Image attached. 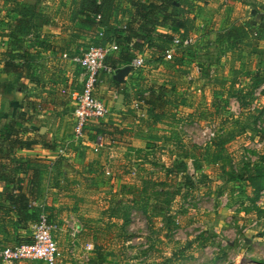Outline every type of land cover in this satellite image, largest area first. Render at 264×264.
<instances>
[{
  "label": "trees",
  "instance_id": "1",
  "mask_svg": "<svg viewBox=\"0 0 264 264\" xmlns=\"http://www.w3.org/2000/svg\"><path fill=\"white\" fill-rule=\"evenodd\" d=\"M177 1L128 0L126 7L121 9L119 0H71L67 9L68 14L63 12L66 14L65 18L68 19V22L63 25L66 33L59 44L52 41L48 43L40 37L39 32L29 38L35 30H38L32 10L24 14L28 19L12 20L13 30L4 31L0 35L6 39L4 48L0 47V74L10 78L7 81H0L1 95H10L17 90L26 91L27 84L24 81L40 80L39 72H37L38 60L44 58L43 54L48 51H52L55 56L59 55L61 59L55 67V72L51 75L52 90L55 91L53 95L61 97H64L61 94L62 90H72L68 88V80L58 78L57 82L55 77V75L61 76L63 66L69 62L63 59L62 55L67 54L69 58H72L79 55V51L83 48L105 46L115 42L118 51L106 60V64L115 71L128 66L137 55L142 58L146 55L154 63L153 66L155 64L167 66L169 72H166L169 78L161 80L162 82L154 83L141 79L132 87L130 93L125 89L121 91L124 102L129 106L128 110L123 113V121L131 116L135 117V112L142 111L145 118L138 117L139 126L136 129L142 126L151 128L161 124L170 128L167 140L164 142L170 143V146L175 149V165L173 167L163 166L162 170L166 179L175 181V192L172 193V198L165 199L166 209L158 207L159 212L168 210L174 195L179 194L180 200L184 201L191 197L199 186L205 187V194L210 195L211 190L206 181H211V179L201 173L202 165L208 161L212 164H219L225 158L222 157L226 150L224 147L229 141L246 135L248 131L259 137L258 142L264 141V130L259 127L264 114V105L253 111L250 110L255 100L254 92L258 89L259 84H264V74L262 73L256 74L250 87L235 88L230 86L215 89L213 100L209 105L210 109H207L206 112L196 111L185 114L177 111V105L181 101L177 95V89L182 86L180 83L190 72L192 67L189 65L200 59L195 52L177 46L172 59L165 60V52L171 46L173 39L178 37L183 40L188 36V8L186 6L177 8L176 4H180ZM97 16L100 19H97ZM160 28H166L169 31L161 32ZM31 43L36 52H32V47H29ZM197 65L203 64L197 62ZM73 66L78 68L79 75L80 68L76 65ZM172 68H175L174 72L171 71ZM200 68L202 67L200 66ZM33 84L41 88L46 87L40 82ZM48 86L51 87L49 84ZM229 97L236 98L240 102L241 114L237 118L232 117L229 112H225ZM133 101L135 108L130 106ZM12 115L10 122L0 129V180L4 182L6 189L0 193V227L3 234L6 235L12 233L8 230H14L12 234L15 235V239L12 244L5 242L4 239L0 240V250L31 241L30 228L38 221L42 212L41 208L33 203L44 202L46 178L49 174L48 168L42 160L36 157L16 155V150L26 147L24 134H28L30 131L28 120L20 111L12 109ZM227 117L234 119V122L240 126L239 130L229 131L224 138L205 147L191 144L185 134L177 130L183 124H193L202 120L220 122L226 121ZM244 120L248 121L246 125L242 124ZM126 133L128 130L121 123L117 126H109L103 121L89 122L83 130V134L91 139L103 138L108 148L113 147L114 142ZM36 144L43 149L55 150L56 148L55 145H49L44 140H37ZM135 153V159L139 164L148 162L151 156L154 157L152 151L148 150L135 151ZM187 158L193 160L195 171L199 172L197 180H193L187 174ZM263 163L264 157L259 156L257 161H248L241 172L229 174L228 180L233 181L232 194L236 192V196H240L249 187L252 195L249 200L251 203H255L259 194L264 191V183L261 182V178L264 176L262 173ZM43 211L45 210L43 209ZM141 212L148 222L149 228L152 229L150 214L145 208H142ZM49 218L52 220L51 216ZM117 228V237L122 243L121 239L125 237L123 224ZM21 231L22 235H20ZM210 243L211 238L206 232H202L188 241L183 250L192 246L195 249L204 248ZM104 250L105 248L100 249L99 247L93 250V259L96 263L117 264L114 251L110 249L111 252H105ZM106 250L109 249L106 248ZM183 250H180L179 254ZM176 254L174 253V255ZM178 258L182 257L167 258L163 263L158 264H172ZM93 259L90 262H93ZM27 264H32V262L29 261Z\"/></svg>",
  "mask_w": 264,
  "mask_h": 264
},
{
  "label": "rangeland",
  "instance_id": "2",
  "mask_svg": "<svg viewBox=\"0 0 264 264\" xmlns=\"http://www.w3.org/2000/svg\"><path fill=\"white\" fill-rule=\"evenodd\" d=\"M127 1L119 0L121 9L126 7ZM70 2L71 0H0V35L4 31L13 30L12 20L28 19L24 14L32 10L31 12L35 14V23L38 27V30H35L32 36L34 37L39 32L40 37L43 39L55 42L58 39L59 30L62 27L64 29L63 25L68 22L65 15L68 14L67 9ZM63 12L66 14H63ZM49 31H53V34H50ZM4 40L6 41L3 36H0L1 48H4ZM29 47H32V51H35L32 43L29 44ZM198 57L200 58L199 63L204 65L211 61L215 62L213 54H208L207 56L205 54L203 56L198 55ZM143 60L144 66L139 71H130L131 78L134 75L141 74V79L155 83L161 77H156L155 74L158 72L152 71L154 63L146 55H144ZM58 62L51 64L49 72H55L54 69L58 65ZM66 71L69 73L70 81L73 79L70 84L71 87L77 88L80 85L78 68L70 65L67 66ZM42 72L43 70L39 71V75ZM42 75L40 78L46 80L47 76H45L46 78L43 77V79ZM9 79L8 76L0 74V81H7ZM211 88L216 87L208 83L207 90H211ZM194 89H190L189 87L183 89L184 94L188 95V103L194 102V99H197V101H200V99L205 100L207 99L205 97L209 96L206 93L208 92L207 90L200 92L199 89H196L197 91ZM62 95L64 96L62 97L63 101L70 102L69 97H66L64 94ZM2 97H0V123L2 117L5 119L4 123L6 125L12 119V107L10 106L12 102L11 99L7 98V95ZM57 98L58 101L62 102L61 97L57 95ZM54 101L53 98V101L49 99L45 103L48 105L49 102ZM40 107L44 106L41 105ZM228 108L230 113L233 114L238 111L235 105H229ZM37 110L38 107L32 109V113L30 114L29 103L24 109L26 112L24 117L27 118L28 125L33 124L37 126L38 124L39 130L49 128V125L35 120L37 116L42 114V111L39 112ZM72 113L73 108L67 107L63 109L61 115L65 118V124L70 127L73 126ZM44 115L46 113L42 114V116ZM47 115L51 118V121L59 119L58 116L54 118L53 112H47ZM138 117L143 118L142 113ZM225 119L226 121H220L224 125L218 122L210 124L207 121H200V125L186 128L184 130L186 139L193 145L205 147L214 141L224 138L229 131L239 130L240 126L234 122V119H228V117ZM246 123L248 121L244 120L242 122L244 125ZM142 128L146 129L147 132L143 130L145 132L137 135L138 137L130 142V146H128L129 142H127L126 138L128 133L119 137V140L114 142L113 146L115 148L112 150L120 154V158L111 160L110 157L109 161L105 154L108 147L103 149L98 146V148L102 149L99 153L100 156L97 158L99 162L93 163L92 161L95 162V160L91 157V152H89L91 148L82 147L80 144L79 148L86 149V156L90 160L89 165L95 164L96 166L94 167L96 169L98 167V173H95L92 180V182L94 181V185L99 189L98 194L93 193L96 205L93 203L86 205L85 208L83 207V209L89 211V216L96 222V225L103 226V230L97 232V235H89L94 238L91 241L93 245L92 250L99 247L100 249L105 248V252L114 251L115 261L119 264H158L163 263L167 258L172 257L174 259L180 256L182 258L176 259L172 264H264V191L259 194L255 203H251L249 200L252 197L251 193V196H247L244 200H238L235 198L236 192L232 194L231 191L233 189V181L228 180L229 174L241 172L243 166L248 161L254 162L258 160L259 156L264 157V148H260V146L263 147L264 141L258 142L259 137L253 133L241 135L236 140L229 141L224 147L226 150L222 157L225 158L218 166L208 161V164H204L205 167L201 168V173L211 179V181H206L211 190L210 195L205 194V187L199 186L193 192V195L184 201L180 200L179 194L174 195V199H172L168 210L159 212L158 207L166 209L165 199L172 198V193L175 192V181L165 179L162 173L163 166L170 167L171 165L173 167L175 165V149L171 148L170 143L164 142L167 140V137L160 138L155 131L157 127L154 129L142 126ZM52 129L53 126L49 130ZM69 137L74 139L73 135ZM69 137L66 136L64 140L60 138L59 142H54V144L60 147ZM75 141L77 139H74L72 143H75ZM100 142H103L104 147L105 140L102 138V140H98V143ZM94 143L96 144V141ZM71 145L73 144H69L70 147L65 148V150L62 149L63 152L58 153L59 155L57 154L58 156H62L67 163L73 159L72 156L78 150L76 145L72 147ZM141 149L152 151L154 155L145 164H139L135 159V151H140ZM76 162L79 161L76 160ZM80 162L82 163V161ZM132 162L134 163L133 171L132 168L130 169L133 164ZM83 164L73 169L78 171V174L81 171V173L87 174L86 172L90 170L87 169L86 172H83ZM221 164L222 167L220 168ZM113 166L114 169L110 171V167L112 169ZM186 170L193 180L199 178V172L195 171L194 162L188 158L186 159ZM262 173L264 174V169ZM53 175L55 179H58L57 174L54 173ZM261 182L264 183V176H262ZM142 208H145L152 218V229L149 228L148 222L141 212ZM99 218L103 219V223L98 224L97 220ZM66 219L72 221L68 217ZM64 223V225H67L66 222ZM122 224L124 236L127 238L123 237L121 239L123 242L120 243L117 237V227ZM59 227L61 228V226ZM65 229L66 231L61 233H63L64 238L69 242L70 247L64 254L62 264L65 262L67 264H97L95 259H93L92 250L89 256H84L88 254L85 245L89 242L86 241V237L81 236L80 239L78 236L73 246V242H71L73 239L69 236L67 228ZM202 232H206L211 238L210 245L200 249H195L192 246L189 249L183 250L188 241ZM87 233L84 232L85 235ZM12 242L10 243L12 244ZM106 248L109 250H106ZM180 250H183L181 254H179ZM174 253L177 254L174 255ZM79 257L81 259H78ZM91 259H93V262H90ZM21 264H27V262H22Z\"/></svg>",
  "mask_w": 264,
  "mask_h": 264
},
{
  "label": "crops",
  "instance_id": "3",
  "mask_svg": "<svg viewBox=\"0 0 264 264\" xmlns=\"http://www.w3.org/2000/svg\"><path fill=\"white\" fill-rule=\"evenodd\" d=\"M177 2L180 3L176 4L177 8H182L184 6L188 8V36L186 38H191L192 43L190 44V46L185 47V49H189L190 51L195 52L197 55L203 56L205 54L207 56L208 54H213L215 56V62L211 61L210 63H206V65H197V62H199V60H196L194 63H191L189 65V67L192 68L180 83L182 84V86L178 87L177 89V95L181 99V101L177 105V111L183 112L185 114L193 113L196 111L206 112L207 109H210L209 105L213 100L214 90L218 87H250L254 80V77H256V74H264V0H178ZM159 31L167 32L169 30L166 28H160ZM49 33L53 34V31H49ZM64 34L65 31L62 27V29L59 30L58 39L55 41L56 44H59V41L64 36ZM32 37V35L29 36V38ZM46 41L48 43L51 42L48 39ZM43 55L44 58L38 60L39 63L37 72L43 70V75L41 74L42 78H46L45 76H47V79L45 80L43 78L45 81L41 78L40 80H33L32 82L24 81V83L27 84L26 91L17 90L12 94L7 95V98L11 99L12 103H10V106L12 107L13 111L18 110L22 113V115L26 114L24 109L26 108L28 103L30 114L32 113V109H36V107H38L37 111H42V114L46 113V115L44 116H42V114L37 116L35 120H39L40 122L49 125V128H42L39 130V128L37 127L38 124L37 126L29 124L28 129L30 132L28 134H24V142L26 143V147L16 150V155L23 157H36L42 160L48 168L49 174L46 178L45 185L46 196L44 202H41V204L42 209H44L45 212L49 216H51L54 222L61 226V231H59V233L56 232V234L54 233V239L57 242L62 253V258L59 262V264H62L64 254L70 247L69 242L64 238L63 233H61L63 231H66L65 228H67L69 236L73 239L71 241L73 242V246L78 236L80 239L81 236L86 237V241L89 242L85 245L86 252H88V254L84 255L86 257L89 256V253L91 251L88 250L87 247H92L93 245L91 241L94 240V238L90 237L89 235H97V232L103 230L102 225H96V222L91 219V217L89 216V211L83 209V207L85 208L86 205H90L93 203L96 205L95 200L93 199V193L98 194L99 189L94 185V181L92 182V180L95 176V173H98V167L96 169L94 167L96 166L95 164L89 165L90 160L89 157L86 156V149H81L79 147L81 144L82 147L91 148V151L89 150V152H91V157H93V159L95 160V162L92 161L93 163H96V161H98L97 158L100 156L99 153L102 151V149L98 148L94 143V141L96 140L91 139L89 136H85L82 140L78 139L77 141H75V143H72L74 139L72 137H69L70 135H73L72 127L65 124V118L64 116H61L63 109L72 107V104L69 101H63V98L60 95L58 96L62 98V102L58 101L57 96L53 95L55 91L52 90V73L49 72L51 64H54V62H58L61 59L59 58V55L55 56L52 51H48ZM70 65L72 64L70 62H67L66 65L63 66L64 69L60 74L61 76L59 77L58 75H55V77L57 82L58 78H60V80L62 78L68 80V88L72 90H78V88L80 89L81 85H79L77 88H72L70 85L73 79L70 81L69 73L66 71L67 66ZM200 66L202 68H200ZM152 69V71L158 72L157 74H155L156 77H161L158 78V81H156L157 83L162 82L161 80L163 79L169 78V75L166 72H169V70H167V66H160L155 64ZM119 71H117L115 74L101 75V80L94 91V96L100 99L104 103V105H106V108L109 111L107 118L104 119L103 122L109 126H117L121 123L122 126L126 127V129L128 130L126 138L127 142H129L128 146H130V142L134 141V139L138 137L137 135H140L141 132H145L146 129L142 127L136 129V127L139 126L138 116L142 113V111L135 112V117L131 116L129 118H126L127 120L125 119V121H123V113L128 110L129 106H127L124 102L123 94L121 91L122 89H125L126 92L130 93L132 87H134L138 83V81L141 80V74L136 76L134 75L131 78L130 71H128L121 77H118L116 76V74ZM171 71L174 72L175 68H172ZM79 79L80 78L78 75V80ZM37 82L45 84L46 87L41 88L33 84ZM208 83L210 85H214L216 88L207 90ZM48 84L51 85V87H49ZM187 87H189L190 89L195 88V91H197L196 89H199L200 92L207 90L208 92L206 93H208L209 96H206L205 98L207 99L205 100L200 99V101H197V99H194V102L188 103V95H185V92L183 90ZM29 88L30 90L28 91ZM2 96L5 97V95L0 94V97ZM53 98L55 100L54 102H49L48 105L45 103L49 99L50 101H53ZM254 99L255 100L252 103V107L250 108L251 111H253L255 108H261L264 105L263 83L259 84L258 89L254 92ZM33 104L34 106H32ZM41 105H43L44 107L41 108ZM229 105H235V108L238 111L234 114L230 113V111L228 110ZM130 106L132 108H135L134 101L130 104ZM47 112H53L54 118L58 116L59 119L51 121V118H49ZM225 112H229L232 117L237 118L241 114L240 102L236 98L229 97L227 106L225 107ZM142 115L145 118L143 113ZM4 120L5 119L1 117V123L2 121L3 123H0V129L5 126ZM207 122L212 124L214 121ZM218 123L223 124L222 122ZM194 125H200V122L180 125L177 130L181 133H184V130L186 128L192 127ZM52 126L53 129L49 130ZM155 127L157 128L155 129ZM155 127L152 128L155 129L160 138H165L169 134L168 132L170 128L162 124ZM259 127L264 130V114L261 117ZM248 133L249 131L247 132V134ZM66 136L69 137V139H67L65 143H62L60 147L54 144V142L58 143V140L60 138L64 140ZM37 140H44L49 145H55L56 148L55 150L43 149L36 144ZM69 144L76 145L78 147V150L75 155H71L73 159L68 161L67 163L62 156H58V152L62 149L65 150V148L70 147ZM73 145H71V147ZM102 148L106 149V145H104V147ZM113 148H115V146L106 149L107 151L105 154L108 161L110 157L111 160L114 158H120V154H117L115 151H113ZM260 148H264V145L263 147L260 146ZM142 151H146V149ZM76 160L79 162L82 161V163H84L83 172H86L87 169L90 171L86 172L87 174L81 173L82 171L78 174V171H75L73 168H77V166L81 165L82 163L80 162L79 164V162H76ZM204 164L207 165L208 162L203 163L202 168L205 167ZM216 165L218 166V164ZM170 167L172 166L170 165ZM221 167L222 164L220 165V168ZM131 168L133 171L134 163L132 164V167H130V169ZM113 169L114 166L112 169L110 167V171H112ZM74 171L75 173L73 174ZM54 173L57 174L56 176L58 177V179L54 178ZM163 176L166 179L164 173ZM56 184L59 186L56 187ZM246 189L247 192L242 193L240 196L235 195V198L244 200V198L250 196V188L247 187ZM4 190H6L5 184L0 180V193H2ZM96 202L98 203V201ZM101 215L103 216V214ZM67 217L69 219H72V221L67 220ZM101 218L97 220L98 224L103 223V219ZM64 222H66L67 225H64ZM62 226L64 229L62 228ZM74 228L78 229V234L76 236H72L71 234V230ZM2 231L3 230H1L0 232V240L4 239L5 242L9 243L15 239V235L12 234L14 233V230H8L12 232L10 235L3 234ZM84 232H88V235L86 234V236ZM22 233L23 232L21 231L20 235H22ZM78 259H81V257H79ZM32 264L41 263L32 262ZM64 264H67V262H65Z\"/></svg>",
  "mask_w": 264,
  "mask_h": 264
},
{
  "label": "built area",
  "instance_id": "4",
  "mask_svg": "<svg viewBox=\"0 0 264 264\" xmlns=\"http://www.w3.org/2000/svg\"><path fill=\"white\" fill-rule=\"evenodd\" d=\"M97 19H100L97 16ZM192 43L191 38L181 40L175 37L171 46L165 52V60H171L177 46L187 47ZM118 51L115 42L105 46L83 48L79 55L69 58L63 54L62 58L68 60L71 64L80 68L78 90H62V94L69 97L73 107V126L72 134L74 139L84 138V127L87 123L93 121H103L108 116V109L104 103L94 96V91L100 83V77L103 74H115L117 71L106 64V60L113 53ZM144 66V60L141 56H135L128 66L130 71L139 70ZM96 146L103 147L101 137H97ZM102 143V144H101ZM60 150L58 153H62ZM42 210L38 221L30 228L31 241L19 245L5 247L0 250V264H21L22 262H37L41 264H59L62 253L57 242L54 239V233L61 231L59 225L50 220L49 215L43 211L41 203H33ZM72 236L78 234V229L71 230ZM92 250L91 246L87 247Z\"/></svg>",
  "mask_w": 264,
  "mask_h": 264
},
{
  "label": "water",
  "instance_id": "5",
  "mask_svg": "<svg viewBox=\"0 0 264 264\" xmlns=\"http://www.w3.org/2000/svg\"><path fill=\"white\" fill-rule=\"evenodd\" d=\"M130 71L129 67H125L123 69H121L116 76L121 77L122 75H124L126 72Z\"/></svg>",
  "mask_w": 264,
  "mask_h": 264
}]
</instances>
